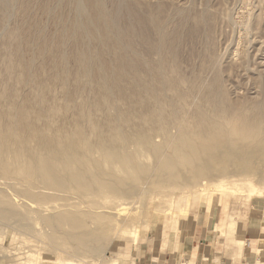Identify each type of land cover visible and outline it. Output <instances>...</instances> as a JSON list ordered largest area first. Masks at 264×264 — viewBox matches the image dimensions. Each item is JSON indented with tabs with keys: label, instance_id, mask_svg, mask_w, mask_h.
I'll return each instance as SVG.
<instances>
[{
	"label": "rangeland",
	"instance_id": "rangeland-1",
	"mask_svg": "<svg viewBox=\"0 0 264 264\" xmlns=\"http://www.w3.org/2000/svg\"><path fill=\"white\" fill-rule=\"evenodd\" d=\"M103 1L121 29L133 26V33L123 30V43L132 42L127 53L143 64L141 84L117 80L123 93L114 88L109 98L97 82L81 89L50 60L63 31V52L77 53L72 46L81 17L74 6L59 25L58 14L59 23L35 16L38 0H11L14 11L0 19V130L21 123L11 153L0 157V264H188L180 246L200 222L241 254L249 252L240 240L250 221L264 218V191L257 190H264L262 157L252 165L245 150L222 144L220 163L199 160L194 167L204 173L197 174L182 169L188 146L178 149V141L199 135L194 114L215 117L216 129L242 137L243 131L234 133L240 118L264 106V0ZM38 22L52 46L44 54ZM160 30L168 41L163 56L150 48L163 41ZM86 41L98 52L97 40ZM43 134L53 142L51 162H39V172L31 173L28 162L48 153L38 149ZM212 139L200 149H212ZM82 143L89 145L86 153Z\"/></svg>",
	"mask_w": 264,
	"mask_h": 264
},
{
	"label": "bare ground",
	"instance_id": "bare-ground-1",
	"mask_svg": "<svg viewBox=\"0 0 264 264\" xmlns=\"http://www.w3.org/2000/svg\"><path fill=\"white\" fill-rule=\"evenodd\" d=\"M10 1L11 0H0V19L1 20H2V18L4 19V17L6 18V16L11 14L12 7L15 4H12L13 6H11V8H10ZM71 1L72 0H38V3L36 4V5H38V9L34 14L38 19L41 17H44V16H46L50 19H53V20H55L57 18L56 20H58V23H59V18H60V21H61L59 23V25H60L63 23L64 15H65L67 10L68 11L69 10L70 11L76 10L77 12L75 14H77V17L79 19L81 17V19H80L81 22L79 20H77L78 25L75 28L76 34L74 36V45L72 47L76 48L77 53L75 54V56L70 57V56H67L66 53L63 52V47L65 45L64 42L66 40V32L65 31H63L59 34V36H58V43L59 44L56 46L55 50H53L52 49L53 47L51 46V44L49 45L48 40L46 41L47 37L45 34V30L40 28V23L38 22L39 24L35 27H36V30L38 33L40 54H44L46 52V50L48 49L47 48L48 45H49V48L51 46L52 48L49 49L51 52V59L50 60L55 65L59 64L61 66L62 74H63L62 76L67 75V77L72 76V77L76 78V80L81 84V85L79 84V86H81V89L83 88L82 84H84L87 81L97 82L99 84V92H100L99 94H101V96L103 98H109V94H110V96H112L111 93L113 92L114 88L118 89L117 91L120 94L123 93L122 90L120 88H118V86L116 85L118 81L119 82L124 81L126 83V81H129L130 79L133 78L132 80H134L135 83L140 85L142 80H140L137 77L138 76L137 72L143 66V64L141 63L142 61L136 59V57H131V55H129L127 53V49H131L132 42L127 40L128 43L126 45H124V43H123L124 39L127 37L124 38V36H126V34H125L126 32L124 33V31L126 29L120 28L121 21H120V19H118L120 17L117 18V16H116V19H115L113 16H111L113 14H109V13H111L110 11L107 13V11L105 10L106 4H104V3H106V1H103V0H88L87 4H84V5H82L83 1H82V4H78L77 1L74 2V3H77L76 5L73 3V1L72 2ZM25 2L27 3V1H24V3ZM31 3H32V1H31ZM73 6L75 9H73ZM26 7L27 6H25L24 8H26ZM24 8H23L24 13L26 12V14H28V15L31 14L30 11L27 13V8L26 9H24ZM55 10L56 11L59 10V12H56ZM13 11H14V7H13ZM70 11H69V14H70ZM153 12H155V11H153ZM37 13L39 15H36ZM56 14H58L59 18ZM131 14H133L132 16H134V18H136V20L139 24L143 23V22H141V17H138L137 12H136V17H135L134 12H131ZM114 16H115V14H114ZM32 18H35V17L32 16ZM75 19H77V18H74V20ZM65 20H66V17H65ZM75 26L76 25L74 24V27ZM142 26H143V24H142ZM42 28H44V26ZM72 29H74L73 26H72L71 30ZM133 29H134L133 26H131V27H128V29H127L128 31L127 30L126 31H127V33L128 32L133 33L132 32ZM134 31H136V30H134ZM159 33L161 36H162V34H165L161 30ZM164 36H162L163 41L160 39L161 41H160V43H158V45L156 44V46H153L151 44V47H150L152 49L151 50L152 52L158 53L162 56L164 54V51L166 50L165 49L166 46H168V44H167L168 41L166 39V35H164ZM87 38L91 39V41L97 40L96 42L98 44L96 42L95 43L101 49L98 48V52H96L95 54H92L93 53V52H91L92 48H91V50L88 48L89 45H87V43H86ZM60 43H62V44H60ZM165 44H166V46H165ZM70 62L73 64V67H75V68H73L74 69L73 71H71V69L68 70L69 68H68L67 63L69 64ZM159 65H160V63L158 64V66ZM161 65L163 66V63ZM60 74H61V72H60ZM118 85H120V84L118 83ZM126 86H127V84H126ZM126 86H124V87H126ZM145 89H146V87H145ZM212 96H210V97H212ZM215 97H216V95H215ZM215 97L213 96L212 97L213 99L210 98L211 99V101H210L211 106L210 107H211V110H214L216 112L217 108L219 107V104H218ZM200 109H201V111L202 110L205 111L202 107ZM256 110L258 112H254ZM256 110H254L253 112L251 111L249 114L243 113L244 116L240 118V121L238 122L237 126L235 127V128H237V130H236V132H234V131L233 132L237 133V132L243 131L242 137L238 136L239 133H237L236 135H230L229 131H226V129H221V128L216 129L214 126L215 122L217 121L215 119V117L212 118V116L207 117V115L205 116L203 114L202 115L201 114H198V115L194 114V116H193V118L195 119L194 124L197 128L200 129V132H202V133L200 135V132L198 131L199 135L195 139L187 140L188 143L186 142L185 144H183L182 142L178 141V149H181L184 146H188L187 161H186L185 165L183 164L184 166L182 169H185V167H186L187 170H193L197 174L198 173L203 174L204 172H200L197 168H195L196 167L195 164H197V161H199V160H204L205 162L214 161L215 164H217L220 160V156H219L217 150L222 149V148H220V146L222 144H227V143L234 145L237 148L245 150L244 157L250 164H252V163L255 164L258 161L257 159L259 157H262V161H263L262 163H264V106H260ZM242 111L243 112L246 111L245 108H242ZM197 112H199V111H197ZM218 114H217V116H218ZM228 115H230V113ZM86 119H87V117H86ZM208 124H209V127H208ZM17 128L21 131V123L20 122L19 123L16 122L15 125L13 126V129L10 130V132L4 131L3 128L0 130V157H3L4 155L11 153L8 149V144H9V142H11L13 140L14 131L18 130ZM207 128L210 129L211 131L208 133H205ZM230 132H231V130H230ZM182 133L183 132H181V134ZM84 135L85 134L83 132L80 135L82 137V141H84V138H83ZM31 136L32 135L29 136V134L23 135V139L27 140ZM85 137H86V135H85ZM207 137L213 138L212 143H211L212 149H210L208 147L209 151H206V150L204 151V150H201L200 147H202L203 140H205ZM35 138H36V135H35ZM79 139L80 138H78L76 140V142ZM106 140H108V139L106 138ZM128 141H130L129 138L125 142L127 143ZM87 143H88V141H87ZM87 143H82L81 146H78V148L80 147V150L82 153H86V151L89 149V145H87ZM93 143L94 142H92V144ZM140 143H142V141ZM179 143H181V144H179ZM52 145H53L52 140L50 138L47 139L46 135L43 134V135L39 136V138H38V149L40 151L41 150L47 151L48 153L43 155L42 157L41 156L38 157L35 160L31 159V160H33V162L31 164H30V162H28L29 166H30L29 169H30L31 173L36 174L37 172H39V170H40V168L38 167L39 162L41 163L40 165H49L50 164L51 153H53V152H50V150L52 149ZM75 145H76V143H75ZM74 146H72L70 144V146H66V148L68 147L71 150L72 148H74ZM228 151L230 154L238 157L236 155V152H234V150L230 149ZM114 153H115L114 151H108L107 156L110 157L111 159H116V155ZM176 154L179 156L180 155L179 151H177L175 153V155ZM19 155H21L20 152H19ZM19 157L20 156H18L17 153H14V158H19ZM27 158H29V157H27ZM30 158H31V156H30ZM82 158H84V157H82ZM179 173L180 172H178V174ZM257 190L259 193L264 191L260 187H258ZM256 194H257V191H256ZM51 223L53 224V221H51ZM86 241L82 238L81 240H79V243L82 244L83 246H85ZM255 252L262 254L261 251L256 250Z\"/></svg>",
	"mask_w": 264,
	"mask_h": 264
},
{
	"label": "crops",
	"instance_id": "crops-1",
	"mask_svg": "<svg viewBox=\"0 0 264 264\" xmlns=\"http://www.w3.org/2000/svg\"><path fill=\"white\" fill-rule=\"evenodd\" d=\"M216 232V228L210 227L208 222H200L193 229H187L183 244H180V259L188 260V264H264V218L259 222H249L245 231L246 240H240L245 243L243 251H249L245 254H241L235 243L219 240ZM253 250L262 254L259 256Z\"/></svg>",
	"mask_w": 264,
	"mask_h": 264
}]
</instances>
